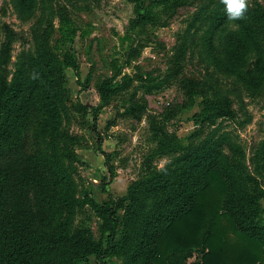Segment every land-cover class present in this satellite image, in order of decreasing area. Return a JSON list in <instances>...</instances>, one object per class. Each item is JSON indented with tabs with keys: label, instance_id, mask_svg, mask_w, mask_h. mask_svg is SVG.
Listing matches in <instances>:
<instances>
[{
	"label": "rangeland",
	"instance_id": "obj_1",
	"mask_svg": "<svg viewBox=\"0 0 264 264\" xmlns=\"http://www.w3.org/2000/svg\"><path fill=\"white\" fill-rule=\"evenodd\" d=\"M256 6L264 11V0H248ZM61 7L74 28L66 40ZM149 8L150 19L131 22ZM217 13L226 14L220 0H0L4 72L10 78L21 54L45 50L59 76L57 148L76 196H120L145 175L149 156L151 167L163 170L188 144L242 160L264 189V48L260 56L247 53L241 75L229 71L219 59H226L227 32L240 24L226 17L209 38ZM106 79L119 88L98 106ZM100 150L110 153L112 176ZM74 221L102 240V220L90 204ZM191 251L189 261L200 257V249ZM89 262L96 264L92 255ZM107 264L126 261L112 253Z\"/></svg>",
	"mask_w": 264,
	"mask_h": 264
},
{
	"label": "trees",
	"instance_id": "obj_2",
	"mask_svg": "<svg viewBox=\"0 0 264 264\" xmlns=\"http://www.w3.org/2000/svg\"><path fill=\"white\" fill-rule=\"evenodd\" d=\"M152 12L131 22L150 19ZM59 15L61 37L69 39L73 23L62 7ZM226 17L214 16L209 38ZM237 21L239 29L227 32L223 45L226 59L219 61L241 75L247 53L260 56L264 48V11L248 7ZM66 61L74 65L72 55ZM5 69L0 63V264H90L91 255L107 264L112 253H121L126 264H264V189L242 160L188 144L163 170L153 169L149 156L145 175L120 196L104 183L103 201L76 196L57 148L59 76L52 58L45 50L21 54L10 78ZM118 88L106 79L98 106ZM100 151L112 176L110 153ZM86 204L101 217L102 240L74 221ZM193 248L201 255L189 261Z\"/></svg>",
	"mask_w": 264,
	"mask_h": 264
},
{
	"label": "clouds",
	"instance_id": "obj_3",
	"mask_svg": "<svg viewBox=\"0 0 264 264\" xmlns=\"http://www.w3.org/2000/svg\"><path fill=\"white\" fill-rule=\"evenodd\" d=\"M229 20H242L248 10V0H220Z\"/></svg>",
	"mask_w": 264,
	"mask_h": 264
}]
</instances>
